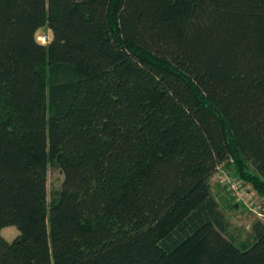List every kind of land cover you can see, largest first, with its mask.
<instances>
[{
  "label": "trees",
  "instance_id": "1",
  "mask_svg": "<svg viewBox=\"0 0 264 264\" xmlns=\"http://www.w3.org/2000/svg\"><path fill=\"white\" fill-rule=\"evenodd\" d=\"M219 165L264 212V0H0V264H264Z\"/></svg>",
  "mask_w": 264,
  "mask_h": 264
},
{
  "label": "rangeland",
  "instance_id": "2",
  "mask_svg": "<svg viewBox=\"0 0 264 264\" xmlns=\"http://www.w3.org/2000/svg\"><path fill=\"white\" fill-rule=\"evenodd\" d=\"M52 37V31L43 26L39 28L37 32V38L41 42L45 43ZM64 180V173L58 166L50 165L48 170L47 187L48 196L51 198L52 191L59 188ZM212 187L215 194L219 197L222 207L224 208L228 218L230 219L231 226L230 231L232 233L238 234L239 238H244L251 229L253 221L258 218V215L249 210L244 204L240 206H229V202L232 204L234 200L231 198V192L223 187V185L218 181L217 175L212 177ZM20 230L17 225L10 224L4 226L1 229V233L4 237L12 240L19 234Z\"/></svg>",
  "mask_w": 264,
  "mask_h": 264
},
{
  "label": "built area",
  "instance_id": "3",
  "mask_svg": "<svg viewBox=\"0 0 264 264\" xmlns=\"http://www.w3.org/2000/svg\"><path fill=\"white\" fill-rule=\"evenodd\" d=\"M217 169L215 175H217L218 181L227 186L238 201L248 206L251 210L256 211L260 217L264 216L263 209L255 207L254 193L250 190V186L242 178L225 169L223 165H219Z\"/></svg>",
  "mask_w": 264,
  "mask_h": 264
},
{
  "label": "bare ground",
  "instance_id": "4",
  "mask_svg": "<svg viewBox=\"0 0 264 264\" xmlns=\"http://www.w3.org/2000/svg\"><path fill=\"white\" fill-rule=\"evenodd\" d=\"M260 198V197H259ZM261 202V201H260ZM257 208H259V206H257ZM261 208V207H260Z\"/></svg>",
  "mask_w": 264,
  "mask_h": 264
}]
</instances>
